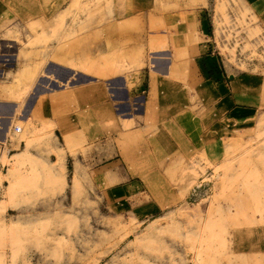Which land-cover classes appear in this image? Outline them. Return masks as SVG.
<instances>
[{"label":"rangeland","instance_id":"obj_1","mask_svg":"<svg viewBox=\"0 0 264 264\" xmlns=\"http://www.w3.org/2000/svg\"><path fill=\"white\" fill-rule=\"evenodd\" d=\"M56 1L52 34L35 43L72 50L77 69L105 81L113 115L93 139L86 127L94 124L62 139L31 122L0 123V264H264V78L248 121L201 115L200 146L171 122L191 118L195 98L177 115L148 106L147 85L159 64H171L165 78L174 80L178 61L190 59L173 50L182 27L203 46L200 57L264 77V20L254 13L263 8L242 0ZM103 31L125 37L105 42L99 74ZM15 41H1L2 51H15ZM141 78L145 90L129 92ZM130 118L166 129L131 135Z\"/></svg>","mask_w":264,"mask_h":264},{"label":"crops","instance_id":"obj_2","mask_svg":"<svg viewBox=\"0 0 264 264\" xmlns=\"http://www.w3.org/2000/svg\"><path fill=\"white\" fill-rule=\"evenodd\" d=\"M242 2L257 6L259 4L263 9L257 8L254 13L256 17L264 20V0ZM56 3V0H0V42L17 41L15 51H2L0 43V123L31 122L36 130L45 129L54 136L59 134L62 139L72 138L74 133L80 132L85 125L94 124L86 129L95 131L89 139L98 138L104 132L102 126L106 118L113 115L105 81L99 79L100 77L92 80L77 69L80 62L72 50L64 49L58 52L52 42L35 43L36 39H47L52 34V27L58 15ZM203 25L206 24L200 23L204 32ZM102 34L103 39L95 49L99 74L104 59L110 54L105 42H111L115 46L116 41L125 37L124 34L118 36L116 32L105 34L103 31ZM141 39L144 42L147 40L145 34L141 35ZM191 39L194 37L188 35L185 28L177 29L173 50L182 54L187 52L190 59L187 63L178 61V78L174 80L165 78L172 67L170 63L159 64L154 70L161 74L159 77L149 75L148 106L150 104L151 107L155 105L159 109L168 108L167 111L172 110L171 113L178 115L179 110L185 108V101L189 103L190 98H195L192 107L197 111L194 112L193 118L181 115L171 122L175 121L172 128L176 132L184 135V132L188 131L192 144L200 146L206 141V134L201 132V115L223 116L225 121H248L253 112H256L253 108L261 105V97L257 91L261 81L258 78L264 77L262 74L248 72H228L217 57H200L198 54L204 48L202 45L192 44ZM30 43L33 45L29 46ZM84 56L83 53L79 55L80 58ZM186 68L189 69V74L181 75L180 72ZM102 72L104 75V69ZM138 81L135 83L138 86L129 92L141 93L145 90V78ZM114 84L111 83L108 92L112 99L116 100V89L112 88ZM185 89L192 94L186 97ZM144 115L147 117L146 110ZM127 121L131 135L140 134L146 137L149 134L147 132L166 129L144 122L133 123L132 118ZM64 159L66 161V157ZM257 236H263L259 230ZM262 246L264 248V236L263 239H258L257 247ZM248 248H252L251 245H248Z\"/></svg>","mask_w":264,"mask_h":264},{"label":"built area","instance_id":"obj_3","mask_svg":"<svg viewBox=\"0 0 264 264\" xmlns=\"http://www.w3.org/2000/svg\"><path fill=\"white\" fill-rule=\"evenodd\" d=\"M2 46H3V45H2ZM3 47L6 48V49L12 48L11 45H6V44H5ZM14 130H15V132H20V129L17 128V127H15Z\"/></svg>","mask_w":264,"mask_h":264},{"label":"bare ground","instance_id":"obj_4","mask_svg":"<svg viewBox=\"0 0 264 264\" xmlns=\"http://www.w3.org/2000/svg\"><path fill=\"white\" fill-rule=\"evenodd\" d=\"M152 21V20H151Z\"/></svg>","mask_w":264,"mask_h":264}]
</instances>
